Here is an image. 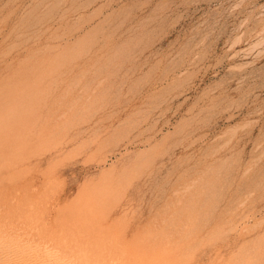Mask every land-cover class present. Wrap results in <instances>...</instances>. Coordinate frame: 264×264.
I'll list each match as a JSON object with an SVG mask.
<instances>
[{"label": "rangeland", "instance_id": "rangeland-1", "mask_svg": "<svg viewBox=\"0 0 264 264\" xmlns=\"http://www.w3.org/2000/svg\"><path fill=\"white\" fill-rule=\"evenodd\" d=\"M0 259L264 264V0H0Z\"/></svg>", "mask_w": 264, "mask_h": 264}, {"label": "bare ground", "instance_id": "bare-ground-1", "mask_svg": "<svg viewBox=\"0 0 264 264\" xmlns=\"http://www.w3.org/2000/svg\"><path fill=\"white\" fill-rule=\"evenodd\" d=\"M29 218H30V216H29ZM30 243V242H29ZM45 243H46V239H45V241H43L42 242V244H44L45 245ZM35 245H37V244H35ZM18 246V245H17ZM19 248V247H18ZM22 248H23V246H22ZM22 248H20V249H22ZM46 248V247H45ZM6 258V257H5ZM10 258V257H9ZM33 258H35V257H33ZM3 259V258H2ZM6 260V259H5ZM0 261H1V259H0ZM4 262V261H3ZM8 262V261H7ZM11 263V262H10ZM25 263V262H24ZM3 264V263H2ZM4 264H6V262L4 263Z\"/></svg>", "mask_w": 264, "mask_h": 264}]
</instances>
